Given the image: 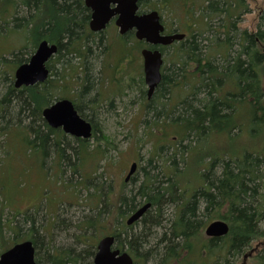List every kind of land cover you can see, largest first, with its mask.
<instances>
[{"label":"trees","instance_id":"obj_1","mask_svg":"<svg viewBox=\"0 0 264 264\" xmlns=\"http://www.w3.org/2000/svg\"><path fill=\"white\" fill-rule=\"evenodd\" d=\"M2 1L13 3L12 7L15 11L17 4H20V9L21 7L25 8V16H15L13 22L18 29L31 28L28 29L33 34L31 50L35 49L43 39L58 44L59 49L54 56L55 60L53 57L48 63L51 73L44 83L21 89H16L11 83L7 92L0 99V104L3 109L9 107L8 116L11 118L18 117V119L24 118L25 120L28 118L30 120L29 127L34 133V138H30L29 131L26 130L23 135L25 140H23L32 146L29 147L32 151L33 148L42 145L46 157L52 147L56 148L60 157L63 158L64 164L69 165L73 162L72 158L65 152L66 146L63 142H55L51 138L54 130L42 118V109L43 106L55 101L57 96V93L53 92L56 84H54L52 76H56L54 79L57 82L61 78L64 79L55 70L53 73L55 65L53 62L66 61L69 53H77L82 56L84 51L82 49L85 37L83 28L87 24L88 18L84 0ZM141 1L143 2V0ZM234 1L235 4L228 0H148L150 5L155 8H159L162 3L168 12L174 10L173 7H177L183 16L182 19L190 17L193 21L188 26L189 32H193L191 37L174 48L173 56L170 59L173 66L169 70L164 68L163 78L150 100L147 98V89L143 88L142 93L146 96V105L144 104L143 108L146 109L145 106H147L148 115L154 119L153 126L148 125L149 130L146 135H149V139L154 143V156L162 157L161 140L163 137H169L171 133L177 134L176 149H182L183 162L188 163L191 150L198 148V144L192 145L193 141L190 136L194 135L195 141L198 143L199 140L202 142L206 139L211 132H219L222 122L226 121V125H228V122L232 121L233 106L227 101L235 100L243 107L244 104L249 103L251 95L255 99L254 112L247 110L248 118L246 119H253V125L255 122L258 123L253 132L254 136H258L257 144H255L257 147L253 152L235 151L234 154H230L229 159H225L226 157L221 159L215 155L206 156L205 154L206 158L211 157L208 160V167L211 171L207 172L206 169L197 168L193 179L184 175H181L180 178L175 177V170L171 168L173 166L166 165V160L162 165L163 170L161 171L164 174L162 177L159 174L152 175L146 172V179L136 194L127 196L121 193L116 200H113L111 196L112 180L109 179V183L106 180L107 186L105 183L96 184L94 193L96 197L93 200L90 199L89 206V209L95 211V215L75 223V226L82 228L78 242L84 246L78 250L73 245L59 249L51 248L48 245L43 257L48 264H90L96 252V242L91 243L92 233L96 231L115 234L116 246L130 251L135 257V264H238L239 261L241 262L239 264H264V82L261 80L260 73L264 62L262 52L264 50V19L254 34L248 33L246 30L239 31L236 23L239 15L247 7H245V0ZM197 8L201 10V14L198 16L196 15ZM6 13L7 8L1 12L3 19ZM220 16L222 18L217 22V29L212 31L214 34H224L226 37L224 42L228 44V49L230 48L231 51L227 56L228 59L224 60L218 57L222 45L218 46L216 50H211L210 53L213 54L210 55V50H207V47L210 46L204 43L205 32L214 27L213 20ZM224 16L225 21L223 20ZM198 24L199 29H196ZM124 45L129 52L128 44ZM27 47L24 46L26 50ZM125 47L122 49L123 53H125ZM88 51H91V47H88ZM13 54L17 57L21 55L20 52H13ZM255 60L257 61L256 74L252 67ZM17 61L23 63L25 60L17 59ZM179 75L181 76L178 78ZM223 75L226 76L227 82L234 85L236 91L241 92L234 95V98H229L227 95L226 102H222L219 97ZM88 77L87 73V83L83 92L78 94L80 97L87 93L90 87ZM72 78L75 79L76 75H72ZM142 84H144L143 80ZM68 88L71 89L69 86ZM177 88L189 90L188 95L183 97L184 99L179 104H176H181L177 110V119L170 124L166 122V119L160 121L159 119L165 113L167 117L171 115L169 103ZM182 92L180 91L179 94ZM60 95L68 97L69 94L60 92ZM158 97L162 98V102L156 107L151 106ZM77 108L82 111V106H80L81 109ZM1 117L4 118L5 113ZM39 120L43 125L35 127L31 124V121L35 123ZM165 125L172 126L174 131H163L162 138H157L156 133H159ZM44 126L48 128V131L43 128ZM227 130L231 139L234 138L232 129L227 128ZM99 131L94 124L95 148L91 149L92 145L88 144V140L85 139L80 140V148L71 146L74 159L80 161V163L79 161L74 162L73 170L81 174L83 178L80 179V183L84 186L91 182L94 176L103 178L105 174L103 171L98 176L96 175L100 162L107 159L103 145H107L108 138L97 134ZM45 142H50L49 151L45 148ZM198 149L203 152L200 148ZM83 155L86 156L83 157ZM87 158H91L94 160L93 163H96V168L92 171H89L92 168V161L90 168L85 167ZM206 158L204 162H207ZM153 161L154 158H150L148 163L152 165ZM81 162L84 163L79 166ZM75 164L78 168L75 167ZM215 166L220 168L218 175H212ZM158 167L155 165L153 169ZM165 167L168 171H165ZM143 170L147 171L145 167ZM184 171L186 170L181 173L183 174ZM46 172L48 173V171ZM86 172H89V175H86ZM178 172L180 173L179 170ZM93 174L95 175L92 177ZM164 176L165 178H163ZM199 179L202 182H198ZM136 180L137 176L131 180V183ZM121 182L123 184V180ZM189 182L194 184V187L189 185ZM197 184L201 185L197 187ZM5 201L6 205L12 208L9 201L6 199ZM147 202L151 203V208L142 219L131 226L126 225L125 219L129 214ZM171 203L175 204L174 216L166 225L162 218V211L167 204ZM47 205L51 207L50 203ZM13 212L14 218L23 215L22 222L14 225L12 220L6 223L0 221V235H3L5 230L12 233V241L7 244L6 239L2 241V252L14 243L25 239L33 241L37 252L42 251V247H46L44 236L40 234L41 227L44 225L36 226L35 218L28 215L27 212L15 209ZM219 218L229 222L228 235L220 238L207 237L204 232L206 224ZM61 222L64 227L72 226V222L65 218ZM25 224H30L27 229L29 233L23 232ZM40 257L37 258L39 264Z\"/></svg>","mask_w":264,"mask_h":264},{"label":"rangeland","instance_id":"obj_2","mask_svg":"<svg viewBox=\"0 0 264 264\" xmlns=\"http://www.w3.org/2000/svg\"><path fill=\"white\" fill-rule=\"evenodd\" d=\"M146 1L148 2V0ZM228 1L235 2L234 0ZM244 3L247 9L240 15L238 14L239 19L236 23L238 30L255 32L264 19V0H245ZM161 5L163 4L161 3ZM161 5L157 10H160L162 15L164 13L165 16H163V19L166 17L165 20L167 23L169 22L172 26H178L177 24L183 22L188 27L191 22H193L190 17L182 19L183 16L179 13L177 7H173L174 10L168 12L164 7L161 8ZM12 6L13 3L11 2L0 1L1 18V12L3 9L7 8V13L3 16L4 19H7L4 20L0 18V99L7 92L10 84H14L15 69L22 64L21 62L19 63L17 59H23L25 60L24 62H28L36 50H31L30 48L33 34L28 29L31 28L18 29L14 26L13 19L15 16L19 15L25 16V8L21 7L20 9V4H17V9L15 11ZM150 10L151 8L147 6L144 7V11ZM200 14L201 10L197 8L196 15L198 16ZM220 18H222V16L213 20L216 26L214 25L211 30H208L204 34V43L210 46L207 47V50H210V55L213 54L210 53L211 50H216L218 46L222 45L223 37L221 34H214V31H212L217 29V22ZM197 26L198 27L195 26L196 29H199V24ZM192 32L190 31L189 35H192ZM219 38L222 39L219 40ZM126 39L130 51L132 50V52L137 53V55L132 54L130 51L128 52L127 48L123 45L124 42L122 39L114 33H111L106 42V47L108 46L109 51L106 50V48L104 50L105 41L100 42L99 37H92L86 44L84 43L82 56L77 53H69L67 58L68 61L53 62V64H55L53 66V73L55 70L65 79L61 78V80L59 79V82H57L54 79L56 76H52L55 82L54 84H56L53 90L54 93H57L55 101L64 97L60 95V92H67L69 94L68 98L75 99L74 102L76 107L80 108V106H82V111L78 110L79 113L87 119H92L94 124H96L97 130H100L97 134L108 138L107 145H103V147L105 146L103 150H105L107 159L100 162V167L97 169L96 174L98 176L99 173L104 171L103 173L105 174L103 178H97L94 176L95 174H93L92 177L94 176V178H92L93 180L91 182H88L86 186L81 185L80 179L83 177L80 173L74 172L73 170L74 162L79 160L74 159L75 156L71 149L73 145L80 148L81 143L78 138L66 134L62 129H53L54 132L51 138L54 139L55 142L64 143L66 146L65 152L72 158L73 162L71 164H64L63 158L60 157V153L56 148L52 147L50 151L48 150L50 142H45V148L49 151L46 157L44 156V147L42 145L33 148L32 151L29 148L31 145L28 144L27 141H24L25 138H23L26 130L29 131L28 136L34 138V133L29 127L30 120H28V118L27 120L24 118L18 119V117L11 118L8 116L10 111L9 107L3 109L0 104V221L1 223H6L12 220L14 225L22 222L23 215L14 218L13 210L15 209L27 212L28 215L35 218L36 226H40L41 224L45 226V228L44 226L41 227L40 234L44 236L46 247H42V251H36V260H38L37 258L39 256L42 258L45 256L48 245L51 248L55 247L58 249L73 245L78 250L84 246V244L78 242L82 228L75 226V223L82 219L87 220V218L95 215V211L89 209V206L90 199L93 200L96 197V195H94L96 192V184L105 183L107 186L106 180L108 183L109 179L112 180L113 188L111 196L113 200H116L121 193L127 196L136 194L146 179V172L152 175L159 174L162 177V175H164L161 171L163 170L162 165L166 160V165L173 166L171 168L175 170V177L180 178L181 175H184L185 177L193 179L197 168L206 169L207 172L211 171L208 167V160L211 157L206 158L205 154L206 156L215 155L221 159H224V157H226L225 159H229L230 154H234L235 151L242 153L239 149L248 146L250 140H252L253 144L248 148L254 150L257 147L255 144H257L258 136L255 135L254 138H252L249 135L250 124L248 123L247 125L245 116L247 113H245V109L243 108L242 114H240L242 129L240 132H238V129L233 131V133L238 135L234 136L231 141L227 139L223 140L226 136L220 132H211L207 135L206 139L202 140V142L199 140L198 143L195 141L194 135H192L190 136L193 141L192 145L196 146L198 144L197 147L203 152H200L198 148H193L188 158L189 161L186 163L185 161L183 162V156H181L183 155L181 153L182 149H176L177 134L171 133L169 137H163L160 142L163 146L161 152L162 157L157 155L154 156V143L149 139L150 136L146 135L147 130H149L148 125L150 127L153 126L152 121L154 119L151 115H148L146 111L147 106H145L146 109L143 108V105H146V96L143 95L142 92L143 88L147 89V86L146 84H142V80L140 79L141 75L143 76V58L140 53L143 44L141 45L135 42L132 36ZM215 43H217V45H215ZM24 46H28L27 50ZM88 47H91V51H88ZM124 47L125 53L122 52ZM235 48H237V46H235ZM29 51L31 52L29 53ZM173 51V47L164 49L166 57L165 69L169 70L173 66L170 61L173 56ZM13 52H20L21 55L18 57L14 56ZM106 52H109V54ZM127 53L128 55H126ZM123 57H125L124 61L122 60ZM87 73L89 75L88 81H90V87L87 93L80 97L78 94L83 92V88L87 83ZM166 73L169 74V72ZM260 73L264 77V65L261 66ZM72 75H76V78H72ZM180 76L181 75H179L178 78ZM68 81H70V83H67ZM68 86L71 88L70 90ZM180 91L183 92L179 94ZM188 92L189 90L187 88L182 90H179V88L175 89L173 99H171L169 103L171 115L167 117L165 113L159 120L162 121L166 119V122L169 124L170 122H174L178 116L177 110L179 106H181V104H176H179L188 95ZM46 98L48 97L46 96ZM160 102H162V98L158 97L152 102L151 106L156 107ZM46 106L47 105L43 107ZM167 112L169 113L168 108ZM4 113L5 117L3 118L1 116ZM31 124L35 127L43 125L40 120L35 121V123L31 121ZM257 126L258 123L255 122L254 128H257ZM43 128L48 131L46 126ZM170 130L174 131L173 127L165 125L159 133H156V137H161L163 131L168 132ZM150 134H152V132H150ZM41 136L44 135L41 134ZM87 143L92 145L90 146L91 149H93L92 147L95 148L96 137H92ZM185 143H188V141H185ZM258 144H260L259 141ZM82 153L85 154V152ZM226 153L227 155H224ZM84 156L86 155H83V157ZM150 158H154L152 165L148 163ZM205 158L207 162H204ZM91 161L92 168L89 171L96 168V163H93L94 160L91 158L86 161L85 167L90 168ZM133 161L140 163V172L135 182H130L125 185L124 178ZM82 163L84 162H81L79 166H82ZM155 165L159 167L153 169ZM75 167L78 168L76 164ZM143 167H145L147 171L143 170ZM217 167L215 166L213 168L214 173H212V175H218L220 173V168L218 169ZM164 169L168 171L167 167ZM183 170L186 171L182 174L181 172ZM46 171H48V173ZM86 175H89V172H86ZM163 178H165V176ZM122 180L123 184L121 182ZM198 182H202V180L199 179ZM190 184L194 187V184L189 182V185ZM199 185L197 184V187ZM5 199L9 201L12 208L6 205L7 202ZM48 203H50L51 207H48ZM174 210V203L167 204L164 207L162 218L166 225H168L170 219L174 216ZM222 211L224 212V209ZM63 218L68 221L70 220L72 226L69 228L62 226L61 221ZM29 225L30 224L23 225L24 233H29L27 230ZM104 234L105 233H98L97 231L92 233L93 237L91 243L96 242L97 244L98 240ZM11 237L12 233L8 230H5L3 235H0V256L2 254V241L6 239L5 242L7 244L9 241H12ZM41 257L39 258L40 264H48L44 258L42 259ZM239 263L241 262L239 261L238 264Z\"/></svg>","mask_w":264,"mask_h":264},{"label":"water","instance_id":"obj_3","mask_svg":"<svg viewBox=\"0 0 264 264\" xmlns=\"http://www.w3.org/2000/svg\"><path fill=\"white\" fill-rule=\"evenodd\" d=\"M85 2L93 10L90 22L93 31H100L108 21L117 16L116 24L120 27L122 34L135 30L137 39L145 40L151 45L166 46L185 37V34L182 33L162 34L164 25L159 12L155 10L138 14L139 0H85ZM112 4L115 5L114 8H111ZM58 49V44L50 43L48 40L40 41L30 60L20 64L15 70V88L44 83L50 75L47 64L58 53ZM142 56L145 82L148 86L147 94L150 99L162 80L164 56L159 48L154 50L144 48ZM42 114L47 124L53 129L62 128L67 134L84 139L90 138L93 134V124L79 114L74 102L70 99L64 98L55 101L45 107ZM137 167V162L132 163L126 177L127 181L137 170ZM150 208L151 203H145L129 215L126 223L130 226L138 222ZM229 230V223L218 219L206 226L205 233L208 237L220 238L226 236ZM115 242V235L110 234L102 237L90 264H135L134 258L129 252L114 248ZM35 254L36 248L33 241L25 240L14 244L3 252L0 256V264H38Z\"/></svg>","mask_w":264,"mask_h":264},{"label":"flooded vegetation","instance_id":"obj_4","mask_svg":"<svg viewBox=\"0 0 264 264\" xmlns=\"http://www.w3.org/2000/svg\"><path fill=\"white\" fill-rule=\"evenodd\" d=\"M138 4L140 6L141 11H144V7L145 6H147L148 8H151V10H155V7L154 6H151L150 3H148L146 0H143V2L141 0H139V3ZM84 5H85V7L88 10V18L86 20L87 24L83 28V32L85 34L84 35L85 37L83 38V42L85 44L89 41L90 38H92V37L98 38L99 37L100 38V42L105 41L104 50L106 48V50L109 51L108 46L106 47V42L108 41L109 36L111 35V33H114L116 36L120 37L122 39V41L124 42V44L127 42V39L126 38H128L132 34V37H133V39H135V42H137L138 44L140 43L141 45L143 44L142 45L143 46L142 49L148 48V49H151V50L152 49L154 50L156 48H159L161 51H163L165 48H168V47L175 48L176 45H180L184 41V40H182V41H175L174 43H172L171 45H168V46H158V47L156 46L155 47V46H153L151 44L146 43L145 41H139L138 39H136V35H135V31L134 30L129 31V32L125 33V34H122L121 31H120V28L116 24L117 16L113 17L110 21H108L107 24L105 25V27L103 29H101L100 31H93L91 29V27H90V22L92 20L93 10L86 5L85 0H84ZM114 7H115V5L112 4L111 5V8H114ZM162 7H163V5H161V8ZM108 9H109V6H108ZM141 13H143V12H141ZM160 13H161V17H162L161 21H162V23L164 25V32H163L164 34H172V33H176V32H181V33H185L186 34L185 40L188 39L189 37H191V35H189L188 27L186 26L185 23L181 22L180 24H177L178 26H172L169 22L167 23V21L165 20L166 17L163 19V16H165L164 13H163V15H162V12L161 11H160ZM186 18H188V17H186ZM223 20L225 21V16H224V19ZM229 22H232V20H229ZM246 31H248V30H246ZM255 32H249L248 31V33H252V34H254ZM109 33H110V35H109ZM221 36L223 37L222 47H221L222 50H221L220 53H218V57H220L221 59L224 60V59H228L227 56H228V54L230 53L231 50H230V48L228 49V44H226V42H224L226 40L225 35L222 34ZM221 39L222 38H219V40H221ZM142 49H141V51H142ZM141 51H140V53H141ZM262 52L264 54V50H262ZM106 53L109 54V52H106ZM163 53H164V56H165V52L164 51H163ZM132 54L137 55V53H134V52ZM122 60L124 61L125 60V57H123ZM263 65H264V62H263ZM252 67H253V70H254V72L256 74V72H257V61L256 60L254 61V64H253ZM140 79L145 82L144 65H143V76L141 75V78ZM222 80H223V83L220 85L221 92H219V97H220V99H221L222 102H226L227 101L226 98H225L227 95H229V98H232V97L234 98V95H236L238 93H241L240 91H236L235 90L234 85L231 82H227V79H226V76L225 75L222 76ZM261 80L264 82V77L262 76V74H261ZM144 85H145V83H144ZM230 94H233V95H230ZM254 101H255V99L251 95H250L249 103L247 102V104H244L243 107L241 106V103H238L235 100H231L230 99V100L227 101V102H229V104H231L233 106V110L231 112V120H233V121L228 122V125H226V123H227L226 121L225 122H222V124L220 125L221 128H220V131L219 132L221 134H224L226 136L223 140L227 139L228 141H231V137L229 136V133H228L229 131L227 130V128L232 129V131H234L235 129H238L239 130L238 132L241 131V129H242V124H241L242 121L240 120V116H241L240 114H242L243 108L245 109V113L247 112V110H248V112L249 111L250 112H254V107H253L254 106ZM245 116H247L246 118H248V114L245 115ZM88 120L94 126L93 120L92 119H88ZM248 123L250 124V126H249V135L252 138H254L253 132H254V129L255 128H254V125H253V119H249V122L247 120V125H248ZM58 129L61 130V128H58ZM234 136H236L235 133H234ZM245 137H247V136H245ZM247 139H249V138L247 137ZM80 140H81V138L79 139V141ZM248 143H249L248 146H244L241 149H239V150L242 151V153H244V152H253V149L248 148V147H251L252 140H250ZM224 155H227V153L224 154ZM127 172H126V175H127ZM139 172H140V167H139V169H137V171L134 173V175L127 182H125V185H127L128 183H130L131 180L139 174Z\"/></svg>","mask_w":264,"mask_h":264}]
</instances>
